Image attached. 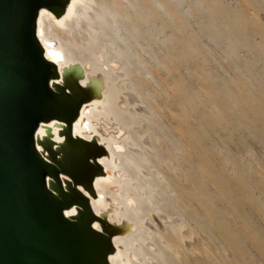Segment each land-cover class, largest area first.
Instances as JSON below:
<instances>
[{"label":"rangeland","instance_id":"obj_1","mask_svg":"<svg viewBox=\"0 0 264 264\" xmlns=\"http://www.w3.org/2000/svg\"><path fill=\"white\" fill-rule=\"evenodd\" d=\"M151 1L167 7L136 0L146 21L137 39L124 35L123 73L150 112L132 131L159 196L148 190L146 229L174 240L166 264H264V0ZM167 216L179 220L169 231ZM182 230L201 241L195 251Z\"/></svg>","mask_w":264,"mask_h":264},{"label":"water","instance_id":"obj_2","mask_svg":"<svg viewBox=\"0 0 264 264\" xmlns=\"http://www.w3.org/2000/svg\"><path fill=\"white\" fill-rule=\"evenodd\" d=\"M70 1L0 0V264H110L113 237L126 228L98 217L80 190L93 196L107 151L70 134L100 79L81 86L79 65L61 75L37 37L40 12L58 20ZM51 122L66 129L58 147ZM40 127L46 142L36 137Z\"/></svg>","mask_w":264,"mask_h":264},{"label":"bare ground","instance_id":"obj_3","mask_svg":"<svg viewBox=\"0 0 264 264\" xmlns=\"http://www.w3.org/2000/svg\"><path fill=\"white\" fill-rule=\"evenodd\" d=\"M149 1L147 7L150 11L167 7H156L153 1ZM167 1L169 3L170 0ZM139 8L136 0H71L60 19L55 20L46 10H42L37 20V37L44 57L56 65L61 75L69 66L79 65L82 73L76 78L81 86L88 88L91 80L100 79L99 93L82 107L70 134L94 146H102L107 151L99 160L105 174L95 178L93 196L80 190L98 217L115 226H126L113 237L115 249L109 256L110 264H166L164 250H171L174 242L172 237L166 239L159 234L162 239L160 243L146 229V213L149 205L154 203L151 197L155 190L149 181L152 175L144 171V166L149 169L150 164L147 161L144 163L143 148L134 139L132 131L140 134L136 128L139 125L137 121L147 118L150 112H146L147 107L142 108L143 99L139 100L131 94L134 90L130 92L126 84L128 79L123 76L128 59L132 57L124 35L129 33L137 39L140 24L146 21ZM131 12L136 13V19L132 18ZM165 14L172 18L169 9ZM141 53H137L136 57L138 61L145 62ZM61 82L62 77L56 83ZM50 84L54 85L53 82ZM49 126L54 146L58 147L65 142L66 129L62 125L56 126V122H51ZM46 130L40 127L36 132V137L42 142L47 141ZM146 136L142 138L145 145L149 142ZM159 145L164 147L161 142ZM37 148L43 151L40 145ZM44 156L47 157V153L44 152ZM138 172L148 180L147 183H142ZM181 176L178 172L180 180ZM159 211L156 208V214L161 218ZM76 214L75 208L65 212L68 218ZM176 221L169 220L167 224L170 223L172 227L167 226L166 231L175 228ZM91 227L102 232L100 220H95ZM183 230L180 233L182 248L186 252L195 251L201 241H197L194 230L188 236L189 231Z\"/></svg>","mask_w":264,"mask_h":264}]
</instances>
